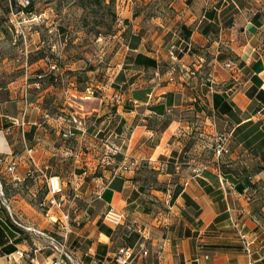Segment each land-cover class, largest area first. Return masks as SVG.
I'll return each mask as SVG.
<instances>
[{
  "label": "crops",
  "instance_id": "0c3cea01",
  "mask_svg": "<svg viewBox=\"0 0 264 264\" xmlns=\"http://www.w3.org/2000/svg\"><path fill=\"white\" fill-rule=\"evenodd\" d=\"M170 6V14L127 16L141 43L135 50L124 46L125 69L104 97L71 101L74 110L50 118L23 100L25 86L14 112L0 108V155L15 162L13 173L0 166V264L53 258L44 238L25 230L55 235L61 228L45 217L44 176L60 178L65 212L94 198L103 215L112 207L125 216L121 226L102 221L89 234V221L70 219L66 246L75 264H113L117 253L110 238L119 228L128 232L120 250L132 249L135 264H262L264 169L241 180L224 174L214 147L225 131L223 144L253 124L264 133V103L257 99L264 93V0H172ZM183 31L191 51L174 63L162 38L171 34L183 42ZM146 35L151 46L144 43ZM136 54L154 59L157 68L135 65L130 56ZM160 62L175 64V81L159 71ZM214 94L225 97L237 118L214 110ZM6 103L0 99V107ZM158 105L162 113L155 111ZM71 116L83 120L86 132L66 141L60 133L73 125ZM101 140L120 154L103 162ZM131 161L135 168L121 169ZM91 166L98 167L97 176H88ZM246 181L250 187L238 192ZM51 212L59 217L55 208ZM241 227L253 240L250 253L240 240Z\"/></svg>",
  "mask_w": 264,
  "mask_h": 264
},
{
  "label": "rangeland",
  "instance_id": "374dc122",
  "mask_svg": "<svg viewBox=\"0 0 264 264\" xmlns=\"http://www.w3.org/2000/svg\"><path fill=\"white\" fill-rule=\"evenodd\" d=\"M171 1L30 0L27 8L30 14H26L21 13L19 0L10 13V0H0V99L7 100L0 108L14 112L17 103L22 101L21 92L25 86L29 96L23 100H29L50 118L74 110L71 101L79 103L87 97L91 100L104 97L125 69L120 66V59L124 46L134 35V23L127 16L132 13L147 17L170 14ZM142 38L151 46L152 39H148V35ZM162 41L164 45L180 44L171 34L164 36ZM51 64L56 68L50 72ZM169 64L160 62L159 71H169ZM175 77L176 74L169 82L175 81ZM229 116L237 118L232 110ZM261 130L259 125L253 124L245 133L235 132L232 138L236 135V139L231 138V143L228 139L224 141L225 152L220 158L226 166L224 170L230 171L234 178L241 180L240 176L246 172L264 169V133ZM225 132L218 134L222 141ZM245 135H248L246 143H239ZM234 157L235 161L229 163ZM94 166L87 170L91 172L90 177L98 175V167L95 171ZM88 200L87 203L77 202L79 209L68 210L71 220L90 222L86 234L103 221V213L101 208H96L95 199ZM92 222L98 223L92 225ZM127 233L124 228L114 231L110 238L112 253L118 255L120 248L126 247ZM1 264L7 263L1 260Z\"/></svg>",
  "mask_w": 264,
  "mask_h": 264
},
{
  "label": "built area",
  "instance_id": "2783aa9c",
  "mask_svg": "<svg viewBox=\"0 0 264 264\" xmlns=\"http://www.w3.org/2000/svg\"><path fill=\"white\" fill-rule=\"evenodd\" d=\"M29 4L28 0H19V5L22 7H25ZM187 51H191L190 44H187ZM181 52L179 46H176L175 44H171L169 47L168 55L174 63L178 61L176 53ZM56 66L54 64H51L49 66V71L55 70ZM176 74V66H171L169 71H167L168 80L172 81L173 77ZM195 72H189L188 76H194ZM25 82L27 84V75H25ZM27 87L24 89L23 96L24 98L27 97ZM48 116L46 115V118ZM72 126L69 128H66V130L61 131L60 136L63 140H74L76 139L78 132L84 134L85 126L82 119H77L75 116H71ZM216 146L214 147L215 156L217 158L221 157V155L225 152V149L223 147L222 139L220 136L217 135L216 137ZM102 145V161L108 162L114 157H116L118 154H120V149L113 145L112 143L101 140ZM6 164L5 170L8 173H13L15 168V162L9 161L6 162V157H3L0 155V166ZM129 167H136V164L134 161H131L128 164L121 165V169L127 170ZM39 173L44 176V174L39 170ZM32 172L28 173V176H31ZM45 178V184H46V199L44 202L45 207V217L49 218L52 223H61V228L58 229L55 235H49L45 233H41L38 231H35L31 228H23L26 231H31L35 233L36 235H39L44 238L46 242V247L51 251V254L53 255V258L50 262L45 264H75L72 253L68 250L66 246V239L69 232V221H70V215L68 212H65L62 208V202L63 198L60 195L62 191V182L58 176H44ZM59 196V197H58ZM153 202H155L154 199H152ZM55 208L57 212L59 213L58 218L53 219V215L51 212V209ZM125 220V216L123 213L118 212L114 210L112 207H110L105 214L103 215V222L110 227L117 228L123 224ZM239 237L242 241L243 248L246 253H250L251 251V245L253 244V240L249 239L248 235L243 232V228L241 227L239 229ZM140 248L143 249V244L140 245ZM1 256V254H0ZM135 252L132 249H123L120 250L119 254L115 256L114 263L115 264H131L132 260L134 259ZM10 257V256H9ZM16 262V260H14ZM26 264H40L38 263L34 258H29ZM90 264H98L95 260H92Z\"/></svg>",
  "mask_w": 264,
  "mask_h": 264
},
{
  "label": "trees",
  "instance_id": "16d2710c",
  "mask_svg": "<svg viewBox=\"0 0 264 264\" xmlns=\"http://www.w3.org/2000/svg\"><path fill=\"white\" fill-rule=\"evenodd\" d=\"M28 1H29V4L27 6H25V7L20 6L21 7V10H20L21 13L30 14V12L27 11V8L31 4V2H30V0H28ZM15 3H17V0H10L9 13L12 10V6L16 5ZM180 35H181V39L183 42H180V44H175V43H173V44H175L176 46H179L181 52H186L187 51V44H189V42H188L189 33H187L186 31H183ZM139 43H140V36L139 35H132L130 38V42L128 43V48L130 50H135V49H137V46ZM182 44H183V46H182ZM181 52L176 53L177 58L179 57V54ZM130 60L133 61V63L135 65L143 66L145 68L155 69V68H157V65H158L154 59H152L150 57L143 56L141 54H136L134 57L130 56ZM169 66L171 67V63ZM248 95L250 97L253 96L250 93H248ZM262 96H264V93H262V92L257 93V99L262 100L264 103V98ZM213 107H214V110H217L218 113H221V114H229L230 109H231L230 106L228 105V103L225 102V97L223 95H219V94L213 95ZM163 110H164L163 105H158L155 107L156 112L162 113ZM220 170L224 174H229V172H230V171L224 170V168H220ZM241 172H244V170H242ZM244 185L243 186L238 185L237 191L241 193L244 189H248V187H250V183L248 181H246V183H244ZM100 229H102L101 231H104L105 233H108V234L110 233V229H108L106 227L101 226ZM0 254L2 255L3 252L0 251ZM261 263L264 264V260H262Z\"/></svg>",
  "mask_w": 264,
  "mask_h": 264
}]
</instances>
